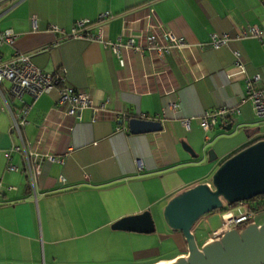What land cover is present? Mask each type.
<instances>
[{"label":"crops","instance_id":"1","mask_svg":"<svg viewBox=\"0 0 264 264\" xmlns=\"http://www.w3.org/2000/svg\"><path fill=\"white\" fill-rule=\"evenodd\" d=\"M102 12L110 14L103 24L110 40L171 31L183 44L171 47L162 62L122 50L121 64L97 41L62 38L75 20L94 22ZM251 24L264 29L263 0H1L0 29L11 28L15 37L0 45V57L26 52L41 70H62L65 83L89 92L94 106L67 115L56 105L55 90L30 102L21 128L27 151L62 157L43 161L31 188L21 153L5 156L20 141L4 100L17 102L8 82H1L0 264H157L184 256L183 236L163 220L166 201L207 181L232 152L264 138V120L253 113L242 74L233 66L237 53L243 74H257L254 85L264 87V36H235ZM211 33L226 34L225 43L211 47ZM219 104L238 112L203 131L198 117ZM129 117L159 120L161 128L131 133ZM7 162L16 169H7ZM242 205L232 208L251 209L250 221H264V215L254 220L264 206ZM143 210L152 218V232L111 227ZM220 212L195 222L198 245L210 239L208 218Z\"/></svg>","mask_w":264,"mask_h":264},{"label":"built area","instance_id":"2","mask_svg":"<svg viewBox=\"0 0 264 264\" xmlns=\"http://www.w3.org/2000/svg\"><path fill=\"white\" fill-rule=\"evenodd\" d=\"M109 17V13L102 12L94 22L86 19L75 20L69 32L64 33L62 38H84L97 41L115 54L121 64L123 63L121 57L122 50L146 54L150 58L155 56L159 62H162L164 54L171 47L183 44V39L171 31L163 32L160 36H154L151 32L146 31L137 37L136 40L129 35L117 36L115 40H110L105 37L103 31L104 21ZM91 28H94V31H91ZM49 29L61 32V29L56 25H51ZM235 36L238 38L247 36L261 38L264 36V29H260L255 24L240 26ZM14 37L15 33L11 28L0 29V45L12 43ZM226 39V34L211 33L208 43L211 47H217L225 43ZM161 65V71H164L165 66L163 63ZM233 66L238 73L242 74L246 97L251 103L253 113L257 118L264 120V87L260 88L254 85V81L258 78V75L254 74L249 76L243 74V67L237 57V53H234ZM3 81L8 82L7 91L11 98L17 102L11 106L4 100L10 117L11 130L16 133L20 141L18 145H12L6 151L5 156L8 158L10 151H18L21 153L27 182L33 188L35 177L40 172L41 163L43 161L50 162L53 160L62 162V157H54L50 153L36 155L27 151L22 141L21 128L26 123V113L30 102L43 92L55 90L58 95L56 105L67 115H74L80 108L85 106L92 107L94 106V102L89 92L75 89L66 84L63 72L52 74L41 70L30 60L29 54L26 52L17 51L7 59L0 57V94L2 93L1 82ZM25 95L28 96V100L24 99ZM167 105L175 109L174 102H170ZM237 112V107H228L224 104H219L203 111L198 117L199 125L203 131H206L216 125L219 120L223 122ZM140 117H145V115L141 114ZM180 123L185 128H188L187 118L180 119ZM5 167L7 169H16L13 164L8 162ZM59 179L62 180L63 178L59 176ZM232 206L226 205L222 209H219L221 211L219 214L221 224L209 232L210 238H217L223 231L230 228L239 229L250 221L253 215L251 209L232 208Z\"/></svg>","mask_w":264,"mask_h":264},{"label":"water","instance_id":"3","mask_svg":"<svg viewBox=\"0 0 264 264\" xmlns=\"http://www.w3.org/2000/svg\"><path fill=\"white\" fill-rule=\"evenodd\" d=\"M126 124L131 133L161 128L159 120L139 117L127 118ZM263 193L264 138H260L225 157L207 181L200 180L166 201L163 220L170 229L181 233L187 252L157 264H264V222L250 221L239 229H227L201 245L193 233L195 222L203 214ZM111 227L149 233L153 231V221L143 210L115 220Z\"/></svg>","mask_w":264,"mask_h":264},{"label":"rangeland","instance_id":"4","mask_svg":"<svg viewBox=\"0 0 264 264\" xmlns=\"http://www.w3.org/2000/svg\"><path fill=\"white\" fill-rule=\"evenodd\" d=\"M243 130V129H242ZM255 136H256V134H254ZM202 137H203V134H201V136H200V138H201V140H202ZM249 202H250V200H243V201H238V202H235V203H233V204H244V206H245V204H246V206H248V204H249ZM243 205L241 206V207H244ZM215 210H213V211H210V212H208V213H205V214H210L211 212H214ZM262 215H264V208L262 209V210H256V212H255V216H254V220L255 221H259V218L262 216ZM264 222V221H263ZM262 223V222H261ZM221 224V218H220V216L219 215H217V214H213V215H211V217H209L208 218V225H209V227L210 228H214V229H216L219 225ZM260 224V223H259ZM200 230H201V232L203 233H206V231L205 230H207V228H204V227H201L200 228ZM202 243H199V245H201Z\"/></svg>","mask_w":264,"mask_h":264},{"label":"trees","instance_id":"5","mask_svg":"<svg viewBox=\"0 0 264 264\" xmlns=\"http://www.w3.org/2000/svg\"><path fill=\"white\" fill-rule=\"evenodd\" d=\"M61 71L62 70H59L57 72V74L61 73ZM248 200H250L249 204L251 205L250 207L253 208V209L254 208H258V207H263L264 206V193L260 194V195H257V196H254V197H252V198H250ZM251 203H253V204H251ZM231 205H233V204H231Z\"/></svg>","mask_w":264,"mask_h":264}]
</instances>
